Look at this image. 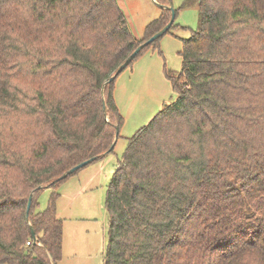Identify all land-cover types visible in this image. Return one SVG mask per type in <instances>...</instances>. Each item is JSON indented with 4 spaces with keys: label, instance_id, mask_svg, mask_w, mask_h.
I'll return each instance as SVG.
<instances>
[{
    "label": "trees",
    "instance_id": "1",
    "mask_svg": "<svg viewBox=\"0 0 264 264\" xmlns=\"http://www.w3.org/2000/svg\"><path fill=\"white\" fill-rule=\"evenodd\" d=\"M186 1L176 97L127 140L102 264H264V0ZM169 15L138 39L117 0H0V264L60 259L55 189L84 165L60 176L105 154L122 118L107 80Z\"/></svg>",
    "mask_w": 264,
    "mask_h": 264
},
{
    "label": "rangeland",
    "instance_id": "2",
    "mask_svg": "<svg viewBox=\"0 0 264 264\" xmlns=\"http://www.w3.org/2000/svg\"><path fill=\"white\" fill-rule=\"evenodd\" d=\"M117 3L138 39L144 36L146 24L161 12L153 0ZM169 4L174 18L168 30L144 46L112 83L122 117L112 150L67 176L55 189V211L62 219V251L56 264H102L107 241L105 196L127 140L176 97L171 77L181 69L182 40L196 27L197 5L186 0H169ZM51 190L45 186L37 191V209L45 208Z\"/></svg>",
    "mask_w": 264,
    "mask_h": 264
},
{
    "label": "water",
    "instance_id": "3",
    "mask_svg": "<svg viewBox=\"0 0 264 264\" xmlns=\"http://www.w3.org/2000/svg\"><path fill=\"white\" fill-rule=\"evenodd\" d=\"M160 8H164V7H168L170 10V16L169 19L167 20V22L157 31H155L152 35H150L147 39H145L144 41H142L141 43H139L128 55L127 57L118 65V67L115 69V71L113 72L112 75L109 76L107 81H111L134 57L135 55L141 50L142 47H144L145 45H147L148 43H150L151 41H153L154 39L158 38L159 36H161L172 24L173 18H174V9L172 8V6L169 5H165L162 4L156 0H153ZM118 133V126L115 125V136H114V140L111 143V145L109 146V148L105 151V153H107L114 145L115 142V137L117 136ZM98 158V155H93L91 157H88L80 162H78L77 164L73 165L72 167H70L67 171H65L64 173L61 174L60 177H65L67 176L69 173L73 172L75 169L95 160ZM32 198V193L29 194L28 199H27V205H26V217L28 216V212H29V206H30V201ZM28 219V217H27ZM30 234L32 237V240L34 243H38L34 230L33 228L30 226Z\"/></svg>",
    "mask_w": 264,
    "mask_h": 264
},
{
    "label": "built area",
    "instance_id": "4",
    "mask_svg": "<svg viewBox=\"0 0 264 264\" xmlns=\"http://www.w3.org/2000/svg\"><path fill=\"white\" fill-rule=\"evenodd\" d=\"M27 242H29V241H27Z\"/></svg>",
    "mask_w": 264,
    "mask_h": 264
}]
</instances>
